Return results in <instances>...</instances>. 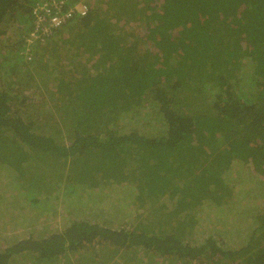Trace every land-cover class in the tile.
Masks as SVG:
<instances>
[{"label":"trees","instance_id":"trees-1","mask_svg":"<svg viewBox=\"0 0 264 264\" xmlns=\"http://www.w3.org/2000/svg\"><path fill=\"white\" fill-rule=\"evenodd\" d=\"M39 1L0 0V197L79 202L97 174L118 196L90 204L139 222L70 218L0 264H264L263 199L235 195L264 184V0H60L85 14L29 44ZM246 222L236 247L216 234Z\"/></svg>","mask_w":264,"mask_h":264},{"label":"rangeland","instance_id":"rangeland-1","mask_svg":"<svg viewBox=\"0 0 264 264\" xmlns=\"http://www.w3.org/2000/svg\"><path fill=\"white\" fill-rule=\"evenodd\" d=\"M51 164L54 163H49V159L47 158L37 159V168L34 169L37 173L32 176L37 179L38 182L43 181L44 174L48 176V173H51V171L57 169L56 165L50 166ZM0 175V178H2L0 181L1 185V183L4 184L6 181L3 180L5 177L3 173L0 172ZM89 176L92 181L103 184V186L97 187V189H92L87 194H85L84 199L80 200L79 202H73L72 198V200L66 201L67 203H65L63 199H60L59 202L53 203L52 208L46 201L45 196H41L39 206L34 208L29 204L30 197L26 198L25 196H21L18 198H6L7 196H4L3 194V196L0 197V212L2 213V216H0V249L6 248V246H9L12 242H17V240L20 241V239L24 240L33 238V240H40L46 238L53 231H57L64 223H67L70 218H103L104 220H106V222L104 223L109 226L118 224L120 223V221H125L128 224H136V222H139V220L135 221L136 218H134L133 215L127 217L126 215H124L126 213L123 214L118 209L112 214L108 215L105 213H101V201L108 202L110 204V202L113 200V197L118 196V192L114 191L115 187L117 186L112 185L110 183V180L106 181V183H103L102 181H100L101 178L97 174ZM118 176L120 175L117 172L116 177ZM263 185L264 184L261 183L258 186L257 183L252 180L250 181V185L246 187L245 183L239 182V189L235 193V195L238 196L237 198L235 197L237 199V202L242 201L243 205H248L250 203V199L247 200L246 198L255 194L256 198H251V201L254 203L251 206L255 207L258 210L260 208L258 203L261 202V198L263 199L262 205H264V197H261L263 192ZM91 187L94 186L91 185ZM119 189L121 188L119 187L118 191ZM132 192V188L127 187V189L125 190V195H132ZM258 194H260L259 198ZM236 199H233V202H236ZM96 200L101 201L90 204V202H94ZM147 206H149V204H147ZM20 210H23L21 211L22 215L17 213V211L19 212ZM249 228H251V226L248 222H246L242 226H237L236 224L232 226L226 225L218 227L216 230V234L219 236V239L220 237H222L226 241V244H228L229 246L236 247L246 237L247 230ZM205 229H207V227H205ZM202 234H205V232H203ZM85 252L86 253H77L74 256V258H76L74 259V261H72V264H124L125 261L129 262L126 264H130L132 263V260H128L127 258L134 257L130 254H126L123 256H114L108 253L103 254L100 253L98 249H96L95 255H92L90 254L92 253V249L90 248ZM129 253L134 252L129 251ZM124 256H127V258H123ZM65 260L66 259H64V261ZM65 263L67 264V261H65Z\"/></svg>","mask_w":264,"mask_h":264},{"label":"built area","instance_id":"built-area-1","mask_svg":"<svg viewBox=\"0 0 264 264\" xmlns=\"http://www.w3.org/2000/svg\"><path fill=\"white\" fill-rule=\"evenodd\" d=\"M63 1L43 0L33 6L32 14L35 17L33 31L28 35L27 42L42 41L50 38L54 31L62 28L74 14L83 15L86 12L84 5H68L66 8Z\"/></svg>","mask_w":264,"mask_h":264}]
</instances>
